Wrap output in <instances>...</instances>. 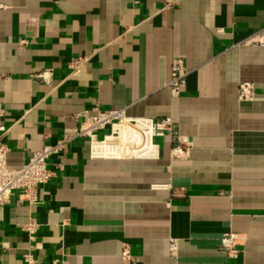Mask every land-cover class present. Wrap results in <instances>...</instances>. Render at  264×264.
Masks as SVG:
<instances>
[{
    "label": "crops",
    "instance_id": "obj_1",
    "mask_svg": "<svg viewBox=\"0 0 264 264\" xmlns=\"http://www.w3.org/2000/svg\"><path fill=\"white\" fill-rule=\"evenodd\" d=\"M263 27L264 0H0L9 166L95 107L171 116L188 144L175 155L159 136L145 156L148 140L105 139L108 128L96 143L72 137L37 202L16 189L0 206V264H264V45L245 42ZM177 57L189 73L174 96ZM48 68L50 81L35 76ZM228 232L237 256L220 248Z\"/></svg>",
    "mask_w": 264,
    "mask_h": 264
},
{
    "label": "built area",
    "instance_id": "obj_2",
    "mask_svg": "<svg viewBox=\"0 0 264 264\" xmlns=\"http://www.w3.org/2000/svg\"><path fill=\"white\" fill-rule=\"evenodd\" d=\"M245 42L264 45V27L250 35ZM81 60L82 58L71 60L69 63L70 73L76 74L79 72ZM188 73L189 69L185 66L183 59L181 57L175 58L171 66V77L165 83L174 96L179 95L186 87ZM35 76L45 81H50L52 68L40 71ZM253 97L254 84L250 81H242L239 85V98L241 100H249ZM6 113V109L0 106V206L9 201L13 191L16 189H21L22 194L29 202H37L38 186L50 181L54 175V171L48 166V159L58 153L65 143L75 136H86L93 143H96L99 141V130L108 128L109 132L105 135V139L128 135L136 138L137 142L140 143L144 139L148 140L156 150L145 156L156 155L158 144L155 138L159 136L168 137L172 142H177L172 148L175 155L182 154L184 147L188 145L187 140L177 132L171 116L162 118L135 117L127 115L124 108L95 107L92 112L85 110L80 113L82 118L79 124L71 129L65 139L55 144L45 145L42 149L35 151L29 160L21 166L11 167L7 163L9 147L3 141V136L10 127L4 120ZM26 228L31 234H34L37 229L36 221L34 219L29 221L26 224ZM239 243V235L235 232H228L222 236L220 248L229 255L237 256ZM175 245L173 240L171 247L174 248ZM27 256L30 257V254ZM123 256L125 259H132L128 247L124 248Z\"/></svg>",
    "mask_w": 264,
    "mask_h": 264
}]
</instances>
